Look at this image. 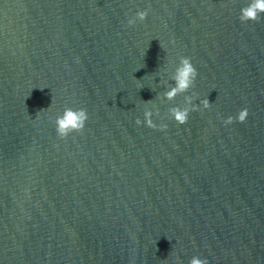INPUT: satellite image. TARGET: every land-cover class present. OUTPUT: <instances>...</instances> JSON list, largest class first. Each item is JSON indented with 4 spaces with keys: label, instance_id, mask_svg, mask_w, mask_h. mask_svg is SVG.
I'll list each match as a JSON object with an SVG mask.
<instances>
[{
    "label": "water",
    "instance_id": "1",
    "mask_svg": "<svg viewBox=\"0 0 264 264\" xmlns=\"http://www.w3.org/2000/svg\"><path fill=\"white\" fill-rule=\"evenodd\" d=\"M248 3L0 0V264H264V14L242 23ZM181 57L198 75L169 100ZM186 97L211 105L178 125ZM66 107L88 119L61 139Z\"/></svg>",
    "mask_w": 264,
    "mask_h": 264
},
{
    "label": "clouds",
    "instance_id": "2",
    "mask_svg": "<svg viewBox=\"0 0 264 264\" xmlns=\"http://www.w3.org/2000/svg\"><path fill=\"white\" fill-rule=\"evenodd\" d=\"M261 14H264V0H249V3L241 8L239 19L242 23H247L249 21L258 22L261 19ZM147 16V10L138 11L135 17L128 20V26L131 27L135 25L137 21L143 22ZM197 75V70L191 63V59L189 57H181L175 75L173 76L174 86L165 92V97L169 100H174L178 95L188 92L190 88L194 87ZM186 100L189 104L188 107H172L169 109L170 119H174L178 125L187 123L190 112L197 110L202 111L208 109L211 105L207 98L201 100L199 105L192 104L191 97H186ZM152 116V111L146 110L144 112L143 123L149 128L166 131L168 126L166 124L157 125L154 123ZM247 117L248 110L245 108L240 110L236 117L229 116L227 119H224L223 123L225 125H230L234 123V121L243 123L246 121ZM87 119L88 114L86 109L80 108L74 110L71 107H66L62 115L55 118L57 135L61 139H64L71 133H81L84 130ZM135 123L139 126L142 124V121L137 118ZM189 264H208V261L207 259L193 256Z\"/></svg>",
    "mask_w": 264,
    "mask_h": 264
}]
</instances>
